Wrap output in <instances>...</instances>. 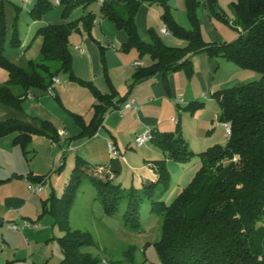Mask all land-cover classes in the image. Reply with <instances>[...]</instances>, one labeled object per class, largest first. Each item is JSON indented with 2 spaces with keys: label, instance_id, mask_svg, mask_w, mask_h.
I'll return each mask as SVG.
<instances>
[{
  "label": "trees",
  "instance_id": "trees-1",
  "mask_svg": "<svg viewBox=\"0 0 264 264\" xmlns=\"http://www.w3.org/2000/svg\"><path fill=\"white\" fill-rule=\"evenodd\" d=\"M4 1H0V65L8 72L6 84H0V105L22 111L23 101L33 88L47 90L54 77L60 73L70 74V80L90 88L96 103L89 123L80 114L72 113L81 132L71 140L91 138L102 127L105 115L110 110L121 109L127 96L118 98L105 65L106 80L110 91L101 92L92 82L85 81L73 73V59L70 37L78 30L80 20L49 24L40 27L35 37H41L40 62L31 61L28 68L19 67L5 56L7 41ZM66 3L63 15L68 16L76 5L89 6L95 0H61ZM43 0H37V5ZM143 0H103L101 10L105 19L110 20L127 35L121 50L128 53L136 50L139 57L148 56L150 64L139 66L129 85L156 74L167 76L176 71H185L188 77L193 74L191 57L205 52L211 58H221L237 66L256 71L262 75L259 81H251L217 90L213 97L221 105L219 119L230 126L226 145H214L201 152V167L193 180L181 191L170 205L164 202L153 207L152 211L162 216V233L156 248L162 264H264V0H235L232 24L239 32L231 42L206 41L198 17L199 0H186L187 14L191 29H185L173 17L167 0H158L164 7L162 20L171 34L186 42L185 47L166 44L163 37L154 29L148 30L150 40H144L137 25V15ZM205 7L220 20L228 22L218 0H207ZM35 8L33 13L35 14ZM39 16L41 13L38 11ZM93 14L81 19L91 34ZM163 35V34H162ZM165 36V35H164ZM166 36V37H168ZM95 40V39H94ZM96 41V40H95ZM12 46H19L15 36ZM97 42V41H96ZM98 43V42H97ZM102 54L104 47L100 46ZM103 61L106 64L105 57ZM13 86L22 88L15 94ZM128 92V93H129ZM203 107L194 102L185 107L194 111ZM36 126L18 118L0 121V138L14 135L13 143L26 153L35 135H46L53 142L59 139L58 129L48 120H40ZM165 152L169 159L188 162L194 152L182 137L174 132L152 131V140ZM157 179L146 180L141 189L121 188L113 184L114 176L89 173L90 163L77 156L66 191L61 197L51 198V212L64 216L75 201L78 189L85 178L90 177L96 185L97 195L104 203L106 211L115 214L122 203L126 204L125 220L130 226H139V208L143 200L163 195L170 183L167 159L153 161ZM32 183H42L47 176H27ZM9 179L4 180L7 182ZM2 222L0 221V226ZM66 233L59 238L64 252L62 264H99V260L81 249L93 242L90 233L74 230L66 224Z\"/></svg>",
  "mask_w": 264,
  "mask_h": 264
},
{
  "label": "rangeland",
  "instance_id": "rangeland-1",
  "mask_svg": "<svg viewBox=\"0 0 264 264\" xmlns=\"http://www.w3.org/2000/svg\"><path fill=\"white\" fill-rule=\"evenodd\" d=\"M60 1L43 0L39 5H37V0H30V2L28 0V3L22 0L4 1L7 26L6 58L22 68H28L31 61L40 62L42 59V39L41 37H35L37 30L49 24L80 20L78 30L72 33L70 37L73 73L85 81L92 82L104 92H109L110 88L106 76L103 73H105V65L107 66L108 73L110 66L111 72L116 74L114 78L115 84L113 85H117V88L115 87L117 90L122 89L120 90V96L122 94L124 96L129 92L131 82L126 88H121L125 87L122 86V81L126 75L122 72L123 69L119 68L118 64L120 59L115 57V55L119 54L121 56L120 58L124 61L127 58L132 60L133 57L130 55H138L137 51L132 50L125 53L121 50L122 42L114 36L116 32L115 24L108 19H104L101 10V0H95L89 6L83 4L76 5L70 9L68 16L63 15L66 3L63 1L60 3ZM143 1L153 4L149 5L151 6V12L149 14L152 23L151 28H154L159 33L160 27L164 25L162 20L164 7L158 0ZM199 1L201 3L198 9L200 23L207 25L209 20L212 19L218 28H220L221 32L226 35L227 42L237 39L239 32L232 24L234 16L233 9L231 8L235 0H218L219 6L225 13L228 22L220 20L211 14L205 7L207 0ZM167 2L170 5L174 19L185 29H191L192 25L187 14L186 0H167ZM34 8L36 9L35 14L32 12ZM38 11L41 13V17L36 18L35 16H39L37 14ZM88 14L94 15L91 34H89L83 25V21H81ZM103 19L106 21V24H103ZM138 29L142 38L149 41L150 36L145 34V27L141 22ZM14 32L15 36L19 39V46L17 47L12 46L10 42ZM203 36L206 41H212V36L210 38L205 33L204 28ZM163 40L170 46L185 47L187 45L184 40L172 34L170 38H163ZM90 44L98 52L97 55L99 56H97V60L103 71L96 79L94 78L95 75L93 76L92 74V70L90 68L87 69L86 65L84 67V63L81 61L78 53V47L87 51V46H90ZM113 45L117 48L118 53H112L114 51ZM100 46L104 47V54H102ZM86 53L87 56H90L89 51ZM103 57H105L106 64L103 61ZM145 57L147 59L149 58L148 56ZM225 64H227L225 66L229 65V68L224 67L220 70L215 80V85H219L220 87H216L214 91L208 90L206 92L207 96L203 95L202 97L200 96L201 98H194L191 102H185L186 105H181L180 108H176L175 110L174 116L179 118L185 112L184 116L187 119L185 134L182 131L181 123H175L174 130L171 132H174L175 137H178L181 133L189 148L194 152V156L190 161L179 162L174 159H169V151L167 150L165 152L153 142L145 144L144 147H139L136 143L130 141L126 148L123 149V152L118 155V158L123 163L121 168L116 164L111 165L110 161L106 159L109 156L104 149L103 152H98L94 156L98 162L90 163L89 173L101 175L95 169H98L100 165L102 167H110L117 171L116 176L113 178L114 185L126 189H141L143 185L139 182L141 177L142 179L153 180V177L145 178L148 177L146 175L151 173L148 166L149 163H153L154 160L167 159V167L170 173L168 189L163 195L154 198V200H143L139 208V226H130L126 222L125 203L120 205L119 211L115 214L107 212L104 203L97 195L95 182L90 177L82 181L75 201L67 211L66 220L64 216L51 212V198L53 196L61 197L66 191L76 165L77 156L80 155L79 152L68 149V141L73 135L72 131L74 129L82 130L76 123L72 113H80V115L82 114L81 116L84 115L89 120L92 117L90 116L91 113L94 114L93 105L97 101L89 87L70 80V74L62 72L59 74L62 84L70 86V89L61 96L62 106L60 105L59 98L48 94L47 90L41 88H33L31 90L36 95V98L31 96L32 93L26 96L22 104V111L0 105V121L16 117H29L36 120L32 122L34 125L39 126L40 122L38 120L40 119L35 118L38 116L53 119L56 123L61 118L62 120H66L67 126H69H65L68 132L63 141L59 138L53 142L46 135H35L26 153L20 146L13 143L15 134L0 138V198L5 200L6 195L11 191L25 187L28 195L34 196L37 202V206L33 202L30 205L28 213L25 212L24 215H26V218H21V220L12 218L11 216L5 218V223L0 227V264H33V261L36 264H62L64 252L60 246L59 238L65 235L66 224L69 225L72 231L81 230L91 234L93 239L92 244L84 246L81 252L90 254L93 258L99 260V264H162L161 257L156 248V242L161 237L163 219L162 216L152 211L153 207L160 206V204L154 202H164L165 205L172 204L200 169L201 157L198 154L214 145L227 144L229 136L226 132V127L219 119L221 105L213 97V93L217 90L239 84L259 81L262 78V75L256 71L243 69L232 62ZM115 67L117 68L114 70ZM234 68L239 73L238 75L233 73V71L235 72ZM176 72H183L190 79L185 71L179 70ZM185 75H182L183 82L187 80V78L185 79ZM8 79V72L0 65V84H6ZM197 85V82L193 84V90ZM12 90L15 94H21L23 91L19 86H13ZM54 95L57 96L56 90H54ZM92 95L93 97L91 98L94 103L88 101ZM212 99L214 100L211 101ZM210 101L211 103H209ZM49 102L55 109L48 106ZM194 102L202 103L203 107L197 108L194 111H186L185 107ZM217 110H219L218 116L216 114ZM209 123L211 127H209ZM196 131H204L205 136L208 131H210L209 135L213 132L215 133L213 137L209 138L206 136L204 140L200 138L196 140L198 138H193L194 140L192 139L188 142L185 136L189 137L192 135V137H195ZM9 138H13V140ZM101 146L99 143L98 148ZM148 146H151L150 148L153 149L152 156H149L150 152L148 153L146 150ZM147 153L149 157H147ZM5 168L12 169L10 172L11 176L14 171H23L25 178L29 174H32L33 177L47 176L48 186L43 191L32 194L26 186L15 185V183L7 184V182H3L7 180L8 175L6 172H3ZM23 176L21 175L19 177L23 178ZM36 207H38V212H36ZM25 221H37L39 225L38 229L25 228L17 232L13 231V225H18L22 228ZM6 239L9 240V243L13 247H17L16 257L14 248L11 247L12 250H10Z\"/></svg>",
  "mask_w": 264,
  "mask_h": 264
},
{
  "label": "crops",
  "instance_id": "crops-1",
  "mask_svg": "<svg viewBox=\"0 0 264 264\" xmlns=\"http://www.w3.org/2000/svg\"><path fill=\"white\" fill-rule=\"evenodd\" d=\"M22 1H24L25 3H28V0H22ZM29 2H30V0H29ZM101 2H103V0H101ZM149 5H153V4L144 2L142 4L139 12H138V15H137V25L139 26V24L141 22L145 27V34H147V35H149L148 30L152 27V23H151L150 18H149V14L151 12V6H149ZM104 19H103V21H104ZM103 24H106V21H104ZM203 25L204 24H202V27L204 28L205 33H207L210 36V38L212 36V39H211L212 42L220 43V42L227 41L226 35L221 32L220 28H218V26L216 25V23L212 19L209 20L207 25H204V26ZM162 28H164V25L160 27L159 34L163 38H167V39L170 38V36L166 37V36L162 35V33H161ZM124 33H125L124 31H120L116 28V32L114 35L115 38H117L118 40H120L122 42V44L127 41V35ZM91 45L92 44H90V46H87V51L90 52V56L89 55L87 56L86 55L87 51H85L84 49H81L80 47H78V53L80 55L79 57H80L81 61L84 63V67L86 65L87 69L90 68V70H92L93 76L95 75L94 78L96 79V78H98L100 73H103V71L101 70V67L99 66V62L97 60V56H99V55H97L98 52H96L94 46L93 45L91 46ZM113 47H114L113 48L114 51L112 53H114V52L118 53L117 48L114 45H113ZM138 55H139V53H138ZM138 55L132 54L130 56L133 57V59L131 60L130 58H127V60H125V61L120 58L121 56H119V54L115 55V57H118L120 59L119 64H118L119 68L123 69L122 72H124V74L126 75L125 79L122 81V86H125V87H121V88H126V86L129 85L130 82H132V76H133L135 70L139 66H147L150 64V60H149L150 58H148V59H147V57L140 58ZM137 57H139V59H137ZM138 62H140L142 65H137ZM225 63H229V62L226 61L225 59H221V58H211L205 52H202V53H198L196 55H193L191 57V65H192L193 74L190 77V79H188L186 77V75L183 74V72L171 73V74H168L167 76H163L162 74H156L154 76L141 79L140 81H138L135 84V86L133 87V89L129 93L127 92L124 95V96H127V101L131 100V99L135 101L137 109L110 110L105 115L104 123L95 136H93L91 138H83V139H78V140H71L70 139L68 141V149H70L72 151L79 152V154H80L79 156H81L82 158L87 160L89 163H92V162L97 163L98 161H97V159H95L96 157H94V156L98 152L99 153L103 152V149H104L105 152L107 151V154L109 156V157H106V159L110 161L111 165L116 164L117 166H119L121 168L123 163L118 158L119 157L118 155L114 156L111 154V151L109 148L110 142H113L115 144L116 148L119 151V154H121L123 152V149L126 148V146L129 144L130 141H133L134 143H136L137 135H139L140 133H142L144 130H147V129H149L151 131L160 130V131H164V132H166V131L171 132L174 130L173 127H174L175 123H177V124L181 123L182 124V126H181L182 131L185 134V128H186L185 126H186V122H187V119L184 116L185 112H184V114H181V118L175 117L174 115H175L176 108H180L181 105H186L185 102L186 103L191 102L192 100H194V98L195 99L201 98L203 95L207 96L206 92H208V90L214 91V90H216L215 89L216 87H220L219 85L218 86L215 85V80H216L218 72L220 70H222L224 67L229 68V65L225 66V65H227ZM116 68L117 67H115L114 70ZM234 70H235V72L233 71V73L238 75L239 73L237 72V70L235 68H234ZM103 75H104V73H103ZM109 75H110L112 83L115 84L114 78H115L116 74H113L111 72L110 66H109ZM182 75H185V79L187 78V80H185V82H183V79H182L183 76ZM195 82H197L198 85L193 90V84ZM69 89H70V86L62 84V81H61V84L58 85L55 89L57 96L56 95H52V96L59 98L60 99L59 102L61 105V104H63L61 101L62 100L61 96L63 95V93H65ZM98 89L103 93L108 92V91L104 92L100 87H98ZM31 90L27 93L28 96L32 93ZM120 90H122V89H120ZM120 90L119 89L117 90L118 95H119L118 98L123 97V94H122V96H120L121 95ZM195 91H196V93H195ZM31 96L36 98V95H34V93H32ZM91 97H93V95L90 96L88 101L94 103V101H92L93 99ZM213 100L214 99H212L211 101H213ZM211 101L209 103H211ZM48 106L49 107L51 106L50 102H49ZM51 108L55 109V108H53V106H51ZM76 114H78V113H76ZM216 114H217V116L219 115V110L216 111ZM90 116L93 117V114L91 113ZM83 117H84V120L86 123H89L92 119V117H90V120H89L88 117H86L84 115H83ZM16 118L22 119V120H25L28 122L36 121L35 119H31L29 117H22V118L16 117ZM35 118L36 119L38 118L40 120H48V121L52 122L55 126H57L59 138H61L62 141H63V139H65V136L67 135V132H68L66 127H65V126H67L66 120H62L60 118V119H58V122L56 123L55 120L49 119L47 117L36 116ZM40 120H38V121H40ZM212 120L214 122L213 118H212ZM223 124L226 127V124L225 123H223ZM67 127H69V126H67ZM209 127H211L210 123H209ZM61 132H65L66 134L63 136L61 134ZM80 132H81V130H75L74 129V131H72V134H73L72 137L78 135ZM209 133H210V131L207 132L206 136L210 138V137H213V134L215 132H213L211 135H209ZM206 136L204 134V131H198V132L196 131L195 137H192V135H191L189 137L185 136V138H187V141L189 142L193 138H198L196 140H199V138L204 140L206 138ZM9 139L13 140V138H9ZM99 143L103 147L101 146L100 148H98ZM148 143H150V142H148ZM139 147H144V145L139 146ZM150 147L151 146H148V148H146V150L148 151V153L150 152L149 156H152L153 149H151ZM148 153H147V157H149ZM149 162H150V160H149ZM117 166H116V168H117ZM148 166L150 168L149 170L151 173L149 175H146L148 177H145V178H152L153 177V180L157 179V174H156V171L153 167V164L149 163ZM11 170L12 169H7V168H5L3 170V172H6L8 174L7 179H9V180L7 181V184L15 183V185L18 184L20 186H26L27 188H29L28 187V179H27V177L25 178L23 176L24 175L23 171L22 172L14 171L12 174L15 176H13V175L11 176L10 175ZM14 170H17V169H14ZM95 170L98 171L99 173H101L102 175L104 173H107L110 175V177H113L114 176L113 171H116L110 167L109 168L102 167L101 165H100V167H98V169H95ZM16 175H19V176L22 175L23 178L16 176ZM146 180H150V179H142V177H141L139 182L143 184V182ZM24 189H25V187L23 189L18 188L15 191H11L10 193H8L6 195L5 200L0 198V221L2 222V225L5 223L4 220L8 216H11L12 218H16L19 220H21V218H24V217L26 218V215H24V214H25V212L28 213L30 205L33 204V202H35L36 206H37V202H36L34 196H29L26 189L25 190ZM36 208H37L36 212H38V207H36ZM32 222L37 223V221H32ZM38 227H39V225H38ZM38 227L37 228H28V229H38ZM25 228H27V227H24L22 229H25ZM13 231L17 232L18 230H13ZM6 240L8 241V245H9L10 250H12V248H14V250H15L14 253H15V257H16L17 247H13L11 245V243H9V240L8 239H6ZM9 263H10V261H9ZM33 264H36V263L33 261Z\"/></svg>",
  "mask_w": 264,
  "mask_h": 264
},
{
  "label": "built area",
  "instance_id": "built-area-1",
  "mask_svg": "<svg viewBox=\"0 0 264 264\" xmlns=\"http://www.w3.org/2000/svg\"><path fill=\"white\" fill-rule=\"evenodd\" d=\"M161 33L165 36L169 35V32L167 31V29L164 27L161 29ZM137 65H142L140 62L137 63ZM61 84V79L59 77H54L52 80L51 85L47 88V93L50 95H54V90L56 89V87L58 85ZM182 101V100H181ZM122 110H127V109H137V106L135 104L134 100H128L127 102H125L121 108ZM226 132L228 135H230V126L226 125ZM61 134L64 136L66 133L65 132H61ZM152 140V131L147 129L144 130L142 133H140L139 135H137L136 137V143L138 146H143L146 143L150 142ZM109 148L111 151V154L114 156L119 155V151L116 148L115 144L113 142L109 143ZM47 179L42 182V183H32L30 181H28V187L29 190L31 191V193L35 194V193H39L41 191H43L46 187H47ZM24 227L27 228H37L38 227V223L36 222H32V221H25L24 223ZM22 228H20L18 225H13L12 229L13 230H21Z\"/></svg>",
  "mask_w": 264,
  "mask_h": 264
}]
</instances>
